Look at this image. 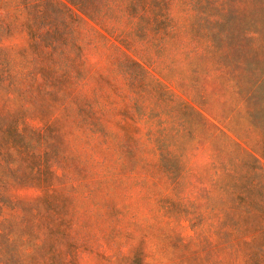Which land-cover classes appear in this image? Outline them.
<instances>
[{"label": "rangeland", "instance_id": "rangeland-1", "mask_svg": "<svg viewBox=\"0 0 264 264\" xmlns=\"http://www.w3.org/2000/svg\"><path fill=\"white\" fill-rule=\"evenodd\" d=\"M183 48L146 56L165 86L137 102L166 212L103 230L100 264H264V0H171ZM0 56V264H89L29 163L46 112Z\"/></svg>", "mask_w": 264, "mask_h": 264}, {"label": "trees", "instance_id": "trees-1", "mask_svg": "<svg viewBox=\"0 0 264 264\" xmlns=\"http://www.w3.org/2000/svg\"><path fill=\"white\" fill-rule=\"evenodd\" d=\"M186 31L171 0H0V56L46 111L40 131L49 147L29 163L89 264L103 257V230L166 216L164 170L136 106L165 86L146 56L183 48Z\"/></svg>", "mask_w": 264, "mask_h": 264}]
</instances>
